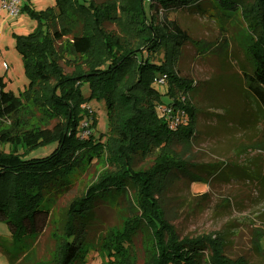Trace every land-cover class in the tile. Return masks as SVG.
<instances>
[{
	"label": "trees",
	"instance_id": "trees-1",
	"mask_svg": "<svg viewBox=\"0 0 264 264\" xmlns=\"http://www.w3.org/2000/svg\"><path fill=\"white\" fill-rule=\"evenodd\" d=\"M145 1L55 0L39 11L29 4L21 7L37 26L27 34L14 33L26 88L17 96L0 76V212L15 227L13 239L21 241L27 219L32 225L44 204L67 190L90 165L104 162L114 170L89 185L64 213L57 264L83 261L86 220L98 198L116 195L130 196L137 213L125 219L122 229L103 236L102 264H139L134 240L138 232H144L150 244L142 264H247L228 257L220 237L179 239L168 221L162 196L177 172L192 175L191 164L174 145L191 143L198 112L190 98L195 82L177 70L191 37L176 20H160L158 14L171 7L198 6L202 0H149L150 15ZM212 2L222 14H239L249 31L248 92L264 110V0ZM107 22L116 24L121 34L107 30ZM158 53L160 63L152 58ZM63 62L74 71L66 73ZM162 75H167V91L156 88ZM84 84L90 87L89 96L83 94ZM164 94L172 98L166 105ZM93 99L104 100L107 107L108 132L98 135V120L85 107ZM157 106L184 111L186 120L171 129ZM83 120L94 130L90 134L80 127ZM51 145L49 154L34 156ZM137 156H153L152 164L135 168Z\"/></svg>",
	"mask_w": 264,
	"mask_h": 264
},
{
	"label": "rangeland",
	"instance_id": "rangeland-1",
	"mask_svg": "<svg viewBox=\"0 0 264 264\" xmlns=\"http://www.w3.org/2000/svg\"><path fill=\"white\" fill-rule=\"evenodd\" d=\"M24 4L39 11L54 5L55 0H22L20 12L14 17L0 2V76L17 96L26 88L28 78L14 33L27 34L37 26V21L21 10ZM214 4L212 0H202L198 6H176L158 14L160 20H176L191 37L183 46L177 70L181 77L195 82L190 98L198 112L191 143L174 145L191 164L193 176L177 172L178 178L161 200L179 239L218 236L232 260L264 264V110L248 92L245 72L252 71V61L245 49L249 31L239 14H222L223 10ZM145 8L150 15L149 0ZM105 27L121 34L116 24L107 22ZM62 42L63 38L58 40ZM152 58L160 63L162 54ZM63 65L66 73L74 71L64 62ZM156 88L167 91L168 84ZM82 91L89 96V85L84 84ZM171 100L168 94L162 96L165 105ZM85 107L98 120L96 134L108 132L105 101L93 99ZM161 111L157 106V112ZM80 127L89 134L94 131L84 120ZM53 147H43L33 154H49ZM136 158L135 168H147L153 156ZM113 170L104 162L90 165L67 190L35 213L32 225L26 220L27 230L21 241L13 239L15 227L1 211L0 264H57L65 211L89 185ZM132 213L137 209L130 196L98 198L86 220L87 251L79 264H102L103 236L110 229H122ZM134 240L138 263L142 264L150 244L144 232H138Z\"/></svg>",
	"mask_w": 264,
	"mask_h": 264
},
{
	"label": "built area",
	"instance_id": "built-area-1",
	"mask_svg": "<svg viewBox=\"0 0 264 264\" xmlns=\"http://www.w3.org/2000/svg\"><path fill=\"white\" fill-rule=\"evenodd\" d=\"M21 1L22 0H1L0 2H1V7L6 9L8 13L14 17L17 16L20 12ZM166 80H167V75H162L158 77L157 83L162 85L165 84ZM162 114L167 116L171 129H177L178 125L181 124L184 120H186L184 111H175V113H173L172 108H167V109H162Z\"/></svg>",
	"mask_w": 264,
	"mask_h": 264
}]
</instances>
